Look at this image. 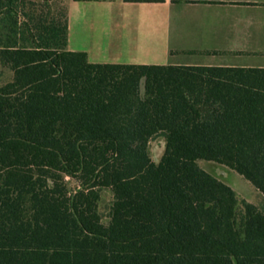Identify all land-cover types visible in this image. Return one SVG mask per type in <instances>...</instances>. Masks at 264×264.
Returning <instances> with one entry per match:
<instances>
[{
    "label": "trees",
    "instance_id": "trees-1",
    "mask_svg": "<svg viewBox=\"0 0 264 264\" xmlns=\"http://www.w3.org/2000/svg\"><path fill=\"white\" fill-rule=\"evenodd\" d=\"M0 264H264V68L92 64L62 3L0 0Z\"/></svg>",
    "mask_w": 264,
    "mask_h": 264
},
{
    "label": "crops",
    "instance_id": "crops-1",
    "mask_svg": "<svg viewBox=\"0 0 264 264\" xmlns=\"http://www.w3.org/2000/svg\"><path fill=\"white\" fill-rule=\"evenodd\" d=\"M92 64L264 68V0H49Z\"/></svg>",
    "mask_w": 264,
    "mask_h": 264
},
{
    "label": "rangeland",
    "instance_id": "rangeland-1",
    "mask_svg": "<svg viewBox=\"0 0 264 264\" xmlns=\"http://www.w3.org/2000/svg\"><path fill=\"white\" fill-rule=\"evenodd\" d=\"M204 167L210 169V167H207V165H205ZM223 174L226 175V177H224L222 174L218 175L216 172L212 175L217 176L218 179H220L223 183L228 184L232 189H234L236 195L240 199L254 204V202L258 198V193L255 191V189L251 186L249 182H247L244 178H242L240 175L231 170L224 171ZM68 181H70V189L74 190L76 188V182L72 180ZM111 198V193L109 191H104L102 193L100 201L101 210L105 211V207L111 202Z\"/></svg>",
    "mask_w": 264,
    "mask_h": 264
},
{
    "label": "water",
    "instance_id": "water-1",
    "mask_svg": "<svg viewBox=\"0 0 264 264\" xmlns=\"http://www.w3.org/2000/svg\"><path fill=\"white\" fill-rule=\"evenodd\" d=\"M164 151H165V142L163 140H156V141H153V142L150 143L149 153H150V157H151V159L153 160L154 163H156V164L159 163L161 157L164 154ZM206 165H207V167L211 166V164H206ZM203 169L206 172L210 173V169L209 168L203 167ZM224 171H230V170H228V169H226V168H224L222 166H218L217 169L215 170V172L218 175L222 174L224 177H226V175L223 174ZM226 185H228V184H226Z\"/></svg>",
    "mask_w": 264,
    "mask_h": 264
}]
</instances>
